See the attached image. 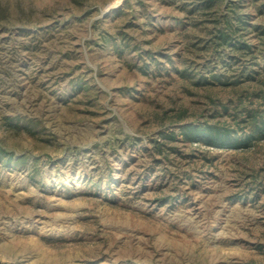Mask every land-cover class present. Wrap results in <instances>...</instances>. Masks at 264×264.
Segmentation results:
<instances>
[{"label": "rangeland", "instance_id": "obj_1", "mask_svg": "<svg viewBox=\"0 0 264 264\" xmlns=\"http://www.w3.org/2000/svg\"><path fill=\"white\" fill-rule=\"evenodd\" d=\"M201 1L0 0V264H264V0Z\"/></svg>", "mask_w": 264, "mask_h": 264}, {"label": "trees", "instance_id": "obj_2", "mask_svg": "<svg viewBox=\"0 0 264 264\" xmlns=\"http://www.w3.org/2000/svg\"><path fill=\"white\" fill-rule=\"evenodd\" d=\"M213 1L214 0H204L203 2L201 1L200 3H198V6H200L199 10L211 9L215 5ZM233 21L234 17L230 16H225L223 18H218L215 20L216 28L220 23H222V25L219 26L220 28H217L214 32H212L210 45L215 50V52H218L219 49L229 48L231 51L237 52L240 55L248 54V44L243 40H237L233 37L236 32ZM239 23H244V21L240 20ZM262 126L263 129L259 131L263 133L264 124ZM177 135L182 136L181 138L187 141H203L213 147L221 146L222 144H226L231 140L230 134H228L223 128L206 125H191L184 127L179 131ZM177 135H172V138H176Z\"/></svg>", "mask_w": 264, "mask_h": 264}, {"label": "water", "instance_id": "obj_3", "mask_svg": "<svg viewBox=\"0 0 264 264\" xmlns=\"http://www.w3.org/2000/svg\"><path fill=\"white\" fill-rule=\"evenodd\" d=\"M109 8L102 12V15H105L108 12Z\"/></svg>", "mask_w": 264, "mask_h": 264}]
</instances>
